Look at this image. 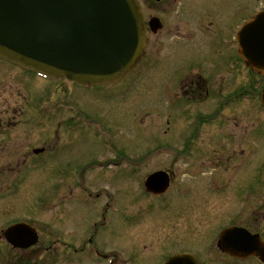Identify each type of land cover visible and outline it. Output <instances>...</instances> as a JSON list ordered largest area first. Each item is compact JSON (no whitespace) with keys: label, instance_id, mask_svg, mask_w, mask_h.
<instances>
[{"label":"flooded vegetation","instance_id":"flooded-vegetation-1","mask_svg":"<svg viewBox=\"0 0 264 264\" xmlns=\"http://www.w3.org/2000/svg\"><path fill=\"white\" fill-rule=\"evenodd\" d=\"M259 1V4L251 7L245 1L234 6V0H137L144 17L147 47L133 73L115 85L78 87L66 80L51 81L0 59V67L5 71L6 79L10 71H14L17 76L27 79L28 93L32 92L34 95L31 98L23 88L21 91L18 88L14 89L13 85L10 86L9 82L2 80L3 75L0 72V169L4 171L0 180V264H90V261L94 264H137L139 257L144 256L149 258L148 264H156L155 255H146L145 249L150 248L156 241L160 247L170 242L182 241L178 240L185 237L183 231L181 233L180 225L175 227L170 225H174L176 219L182 217V211H186L187 204L184 200L190 195L187 193V187L182 185L184 175H188L189 180H202V177L213 174L207 180L211 184L217 183V177H214L213 173L219 169L217 152L229 153L233 150L237 153L236 157L243 154L237 162L243 168L251 160L252 153L260 151L258 148L243 144L250 137L248 135L250 125L245 123L247 120L244 116L247 115L246 111L249 112L251 69L240 56L235 39L238 27L249 21L258 10H264V0ZM235 10L241 12L239 15L241 17L236 20L233 15ZM177 48L179 62L175 64L172 58L177 55ZM159 53L162 54L160 66L157 65L153 69L160 61ZM158 71L162 73V78L164 76L158 86L163 99L161 102L163 106L158 114L164 115L165 126L162 130L153 131L157 134L163 133L170 141L167 140V144L158 146L157 149L156 146L143 147L144 152L138 147L132 151H123L112 144L111 138L110 146L102 154L114 153L119 157L96 162L103 164L101 166L130 168L133 173H138L155 153L161 150V153L165 154L167 166L146 173L136 181L135 191L129 196L132 206L129 212L131 216L134 215V219L129 221L132 233L123 248L130 252L102 248L105 229L96 225L93 230L88 226L81 232L69 227L72 218L66 212L65 206H72L75 202L88 201V210L96 212L102 226H110V221L106 219L108 215L120 214L117 217L120 221L121 216H125L124 213L127 211L125 209L127 204L122 203L123 193L116 192L113 197L101 198L99 193H94L92 197L91 193L84 192L82 197L76 198L72 191L73 177L68 178L66 193L55 192L44 202L42 199L33 201L36 209L41 211L43 205L50 207L42 211L47 218L43 215L41 217L38 215L37 218L34 216L12 218L9 209L11 182L8 175L11 169L47 165L51 169L68 168L70 170L68 175H71L70 168H73L74 161L66 159L70 151L65 148V144L72 134L75 132L78 135L88 134L108 143L110 133L103 122L99 118L81 115V108L78 109L76 106L80 95L78 92L106 90L108 94H114L112 88L125 85L122 91L117 89L115 91V94L122 98L127 91L126 84L129 81H141L144 76H147L153 87H156L158 82L152 78L158 76ZM129 78L131 79L128 80ZM32 80L40 81L44 86H55L45 91L39 90L33 87ZM58 83L63 84L65 88L63 93H66L67 97L63 106L65 109L68 108V111L61 121H56L51 128L43 125L45 117L43 107H54L48 113V118L52 121L57 113L55 110L58 104H54L50 97L55 91L57 93L60 85ZM33 89L35 90L32 91ZM261 108L264 112L262 106ZM238 113L242 115L241 130H244L245 135H242L241 145L235 147L229 126L232 124L236 126L239 123L235 121V118L239 120ZM73 119H81L77 124L84 125L85 129H75L76 123H73ZM46 127L52 130L51 135L49 130H44ZM43 132L47 133L45 138ZM63 139L65 140L62 141ZM141 152L143 154H140ZM57 154L62 155V158L55 159ZM42 156L46 158L43 160ZM229 159L231 157H227L226 161ZM194 160L201 163L197 170L190 173L181 172L179 175L174 171L177 168L186 169ZM234 166L228 180L233 178ZM157 170L166 172L168 187L163 193L156 194L147 191L144 181L148 174ZM37 196L41 198L42 195ZM174 196H178L175 197L178 198L177 205L180 207L178 211L171 209ZM210 200L218 201L217 195L211 196ZM148 207L155 209L157 214V217L152 218L154 232L144 225H139L140 220H143L141 215ZM192 209L193 207L189 211ZM15 224H20V227L10 231L9 228ZM229 226L242 227L251 233H258L264 241L262 231L252 230L241 222H231L221 228L217 227L211 242H215V254L221 256L222 261L219 264H264L256 256L235 257L222 252L217 239L218 231ZM27 243L30 244L23 245ZM190 253L198 264L208 262L218 264L219 258L202 257L205 252ZM174 254L177 253L163 254L159 260L158 256L157 264H164L165 260ZM102 260L107 262L102 263Z\"/></svg>","mask_w":264,"mask_h":264},{"label":"rangeland","instance_id":"rangeland-1","mask_svg":"<svg viewBox=\"0 0 264 264\" xmlns=\"http://www.w3.org/2000/svg\"><path fill=\"white\" fill-rule=\"evenodd\" d=\"M242 1L248 2L251 7L260 2L259 0H234V6H237ZM240 13L239 10L233 12L234 20L241 17L239 16ZM176 54L172 58V62L175 64L179 62L178 48L176 49ZM161 57L162 54L159 53L158 59L160 61L158 64H155L153 69L157 65L160 66ZM0 72L3 75L2 80L4 82H9L10 86L13 85L14 89L18 88L19 91L23 88L28 93L27 79L24 80V78L17 76L12 70L10 71L8 79H6L5 71L1 67ZM157 73L158 76L152 78L158 82L156 83V87H153L148 77L144 76L141 81H129L126 84L127 91L122 98L115 94V91L116 89L117 91H122L125 85H120L121 87H118V85L112 88L114 94H108L106 90L78 92L80 95L76 106L78 109L79 107L81 108L80 113L82 116L99 118L103 122L106 130L112 135L113 145L117 148L120 147L123 151H132L133 148L138 147L139 150L143 151V147L149 148L156 146L155 149H157L158 146L167 144V140L168 142L170 141L169 137L163 133L157 134V132L153 131L157 129L162 130L165 126L163 121L164 115L158 114L163 106L161 104L163 99L160 96L158 86L162 83L164 76L162 78L160 71ZM61 80L59 81L61 82ZM32 81L34 84L33 87H37L39 90L42 89L45 91V89H52L55 86H44L40 81ZM64 83L66 84L67 82ZM250 89L249 112L246 111L247 115L244 116L247 120L245 123L250 125L248 134L250 137L243 144L258 148L260 151L257 150L252 153L251 160L243 168L242 165L237 164L243 154L240 157H236L237 153H234L233 150L229 151V153L217 152L219 169L217 172H213L215 174L214 177H217V183L211 184L207 180L213 174L202 177V180H189L187 178L188 175H184V184L182 185L183 187H187V193L190 195L188 198L185 197L186 200H184L185 204H187L186 211H182V217L176 219L177 222L174 225H170V227L180 225L181 233L183 231L185 237L178 239L182 240L180 242H170L164 247L158 246L156 241L153 242L150 248L145 249L144 252L146 255H155L156 258L154 260L156 264L163 254L167 255L182 251L205 252V254L201 255L202 257H205V259L207 256L211 259L219 258L218 264L221 263V256L215 254L216 245L215 242H211V239L217 227L221 228L223 225L231 222H241L249 226L252 230L262 231L264 236V204H262V199L264 200V112L259 102V93L264 89V77L250 72ZM63 91H65V88L63 84H60L57 93L55 91L54 95L50 97L54 104H58L55 110L57 113L52 121L49 120L48 113L54 107H43V113L45 115L42 121L43 125H48L53 128L55 122L61 121L62 117L66 115L68 108H64L63 102L67 96ZM28 95V97H34L32 92H29ZM5 96L6 94L3 97ZM44 100L46 102L45 98ZM238 117L239 120L235 118V121L239 123L236 126H233V124L229 126V133L234 141L235 147L241 145L242 135H245L244 130H241L242 121L240 120L242 115L238 113ZM79 122H81V119H73V123H76V126L74 125L75 129L84 130L85 126H78L77 123ZM44 130H49V135L52 134L51 129L46 127ZM46 136L47 133L43 132V137L45 138ZM69 138L70 140L65 144V148L68 149V152L70 151L66 159L70 158L74 161L73 168H70L72 176L68 175L70 171L68 168L51 169L47 165L36 168H15L10 170L8 175L11 182L9 208L11 217L33 218L34 216V218H37L38 215L40 217L42 215L45 216L42 211L50 209V207L43 205L41 211L40 209H36L33 201L35 199H42L44 202L45 199L50 198L51 194L55 192L66 193L67 183H69L68 178L70 177L71 179L73 177L72 182L74 186L72 191L76 198L82 197L81 195L84 192H90L92 189L98 190V188L106 190L105 194L103 193L104 195H101L102 198L105 196H113L116 192L119 194L123 193L122 203L127 204L126 207L124 206L127 211L124 213L125 216H121L120 221L117 219L120 214L108 215L106 219L110 221V226H102L100 218L97 219L96 212L93 213L88 210V201L75 202L72 206H65L66 212L72 218V223H69V227L76 232H81L88 226L93 230L94 225H96L98 228L105 229L103 230L102 248L110 250L127 249L123 247L125 246V241L129 240L130 233H132L131 222L129 221L130 219H134V215L131 216L129 212L132 209L129 196L135 191L136 181H139L146 173L167 166L165 154L161 152L155 153L148 160V163L139 169L138 173H133L128 168L114 165L102 167L101 165L103 164L96 163L105 158L112 159L119 157L114 153L102 154L103 151L107 150V146L103 144L101 138H96L88 134L78 135L77 132ZM231 138H229L230 141L232 140ZM120 154L123 155V153ZM140 154L143 153L141 152ZM227 157H231V159L226 161ZM42 158L44 160L46 156H42ZM60 158H62V155L57 154L55 159ZM200 164L199 160H194L186 169L177 168L174 171L178 175L181 172L190 173L197 170ZM232 166H234L233 178L228 180ZM3 172L0 169V180L3 177ZM39 194L42 195L41 198L37 196ZM215 195H217L218 201L210 200L211 196ZM175 197L178 196H174L173 198ZM176 199L178 198L172 201L171 209L178 211L180 207H178V201ZM192 207V211H189ZM211 210L213 211L211 212ZM155 211V209L148 207V210L141 215V219L143 220H140L139 225H144L148 230L154 232L155 225L153 224L152 218L157 217ZM45 217L47 218V216ZM121 221L123 222L118 225ZM124 251L130 252V250ZM158 256L159 258L156 261ZM148 259L146 256L144 258L139 257L137 264H148ZM102 263H104V260H102ZM90 264L94 263L90 261ZM206 264L212 263L208 262Z\"/></svg>","mask_w":264,"mask_h":264},{"label":"water","instance_id":"water-1","mask_svg":"<svg viewBox=\"0 0 264 264\" xmlns=\"http://www.w3.org/2000/svg\"><path fill=\"white\" fill-rule=\"evenodd\" d=\"M238 43L246 63L264 73V12L241 29ZM145 45L135 0H0V56L53 79L79 86L116 83L131 72ZM261 100L264 105V92ZM159 176L148 177L146 185L157 186ZM237 230L221 233L224 250L230 251L231 237L236 248L264 260L259 236Z\"/></svg>","mask_w":264,"mask_h":264}]
</instances>
